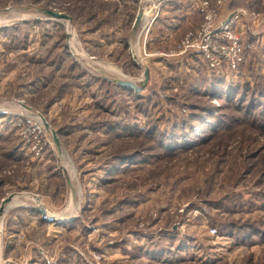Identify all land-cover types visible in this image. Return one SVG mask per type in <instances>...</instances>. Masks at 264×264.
I'll return each mask as SVG.
<instances>
[{"label":"rangeland","instance_id":"obj_1","mask_svg":"<svg viewBox=\"0 0 264 264\" xmlns=\"http://www.w3.org/2000/svg\"><path fill=\"white\" fill-rule=\"evenodd\" d=\"M174 2L0 0V264H264V0Z\"/></svg>","mask_w":264,"mask_h":264},{"label":"water","instance_id":"obj_2","mask_svg":"<svg viewBox=\"0 0 264 264\" xmlns=\"http://www.w3.org/2000/svg\"><path fill=\"white\" fill-rule=\"evenodd\" d=\"M162 1H164V0H162ZM45 12L47 15L54 17V18H59V19H66L67 18V16L60 14V13L53 12V11H45ZM142 18H143V14L139 13L137 16L135 25H138L141 22ZM144 76H145V80L142 82V84L140 86L134 82H131V81H123V80H117L116 79V80H113V82L118 84L119 86H121L123 88L129 89V90H134L136 93H141L145 89V87L149 81V78H150L149 71L147 69L145 71ZM44 125H45L47 130H51L49 124L46 121H44ZM53 138H54L55 144L57 145V148L60 149L59 138L55 132H53ZM10 202H11V197L4 200L2 202V204L0 205V222H1L3 215L5 214L6 207ZM38 211H39V213H41L44 220H46L48 222L57 221L55 218L49 216V213L47 212V210L45 208L39 207ZM57 222L61 223L59 221H57Z\"/></svg>","mask_w":264,"mask_h":264},{"label":"built area","instance_id":"obj_3","mask_svg":"<svg viewBox=\"0 0 264 264\" xmlns=\"http://www.w3.org/2000/svg\"><path fill=\"white\" fill-rule=\"evenodd\" d=\"M210 17L206 18L205 24L202 26V30L200 33H198V36H203V45L200 47V51L202 53H205L207 56V59H210V55H209V50L210 47L213 45L212 42V36L211 33L208 31L209 30V21H210ZM225 29H228V27L225 26ZM197 35V34H196ZM193 34H190L189 36H187L182 42H181V47L180 49L182 50V52L186 51L189 47H193L194 46V42H193ZM196 45V44H195ZM182 54V53H181ZM235 63V62H234ZM233 63V64H234ZM235 68V67H233ZM41 127V126H40ZM39 131L41 130V128L38 129ZM39 152V151H38Z\"/></svg>","mask_w":264,"mask_h":264},{"label":"crops","instance_id":"obj_4","mask_svg":"<svg viewBox=\"0 0 264 264\" xmlns=\"http://www.w3.org/2000/svg\"><path fill=\"white\" fill-rule=\"evenodd\" d=\"M175 0H164L163 1V4L166 6V7H168L167 9L168 10H170V12H171V9H172V6L174 5V2ZM165 7V8H166ZM182 10V9H181ZM146 15H144V17H145ZM169 19H171V20H169ZM167 23H168V25H166V27L165 28H167L166 29V32L167 33H169V35H172L173 34V29H175V27L178 29V30H180V29H183V27H184V25L183 24H185V23H188V20L187 19H185V18H182V19H179V18H175V17H172V18H168V20H167ZM180 28V29H179ZM177 30V31H178ZM37 212L39 213V211L37 210ZM41 214V213H40ZM57 220V219H56ZM58 221V220H57ZM49 223V222H48ZM59 225L58 226H63V224H61V223H58Z\"/></svg>","mask_w":264,"mask_h":264},{"label":"bare ground","instance_id":"obj_5","mask_svg":"<svg viewBox=\"0 0 264 264\" xmlns=\"http://www.w3.org/2000/svg\"><path fill=\"white\" fill-rule=\"evenodd\" d=\"M146 15H147V13H146ZM114 69V68H113ZM116 70V69H115ZM110 72V71H109ZM113 74V73H112ZM114 74H115V72H114ZM39 120H40V123L42 124V125H44V123H43V120L42 119H40L39 118ZM17 199H15V201L13 202V203H11L10 204V206H13V205H17ZM8 207H9V205H8ZM6 211H7V207H6ZM49 216L50 217H52V215L51 214H49ZM2 233V222H0V234ZM2 254V253H1Z\"/></svg>","mask_w":264,"mask_h":264}]
</instances>
